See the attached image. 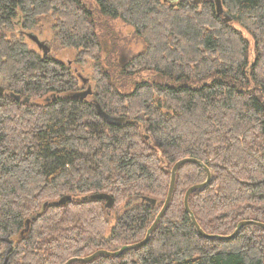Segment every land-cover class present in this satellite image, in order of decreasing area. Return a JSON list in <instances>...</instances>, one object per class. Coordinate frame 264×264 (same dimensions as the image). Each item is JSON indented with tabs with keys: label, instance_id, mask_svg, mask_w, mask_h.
<instances>
[{
	"label": "trees",
	"instance_id": "1",
	"mask_svg": "<svg viewBox=\"0 0 264 264\" xmlns=\"http://www.w3.org/2000/svg\"><path fill=\"white\" fill-rule=\"evenodd\" d=\"M94 1L0 0V264L10 248L8 264H65L142 241L185 158L211 171L189 197L206 233L264 223V0H219L222 14L217 0ZM49 15L77 63L95 62L86 99L76 97L80 81L89 84L78 69L14 34L20 27L27 37ZM104 17L132 26L144 43L119 71L150 73L131 91L101 65ZM206 180L202 166L181 165L146 245L72 264H264L262 227L227 241L199 234L184 197ZM99 193L114 199L111 211L86 199Z\"/></svg>",
	"mask_w": 264,
	"mask_h": 264
},
{
	"label": "rangeland",
	"instance_id": "2",
	"mask_svg": "<svg viewBox=\"0 0 264 264\" xmlns=\"http://www.w3.org/2000/svg\"><path fill=\"white\" fill-rule=\"evenodd\" d=\"M85 1L89 3L92 8H96V3L94 0ZM103 20H105V23H102V25L104 26L98 27L100 41L104 48L101 55V65L106 71L112 74H116L115 80L117 81L118 85H123L125 81L129 80L130 85H127L124 88L121 87V90L131 91L134 88L132 85H134L135 80L141 81L142 79H146L150 76V73L143 72L136 76L125 77L121 76L119 71L122 70V67L127 63V61H129L131 56L143 50L144 43L135 34L134 28L130 25L125 24L122 20H114L110 18L105 19V17L103 18ZM53 23L54 20L52 16L49 15L41 17L38 26L33 28L32 30H28V32H34L40 37L41 40L47 42V44L51 47V52L49 54L50 57H54L58 60L66 62L72 67L73 70L78 69L83 78L90 80V82L88 81L89 84L87 86H84L80 81L79 85L82 92L91 89L92 92L95 93L96 81L94 80L93 76V68L95 62L89 60L85 65H82L80 63L78 64L76 52L74 50H69L62 47L59 37L57 36V33L53 28ZM20 30L22 29L20 27H17L14 34L19 38H23L30 49L43 55V52L40 51L32 41H30L27 37H23V35L21 37V33L19 32ZM244 34L248 36L246 33ZM1 84L3 85L4 83L1 82ZM92 99L93 96H90L88 98V100ZM7 252L8 251L6 250L5 254H7Z\"/></svg>",
	"mask_w": 264,
	"mask_h": 264
},
{
	"label": "water",
	"instance_id": "3",
	"mask_svg": "<svg viewBox=\"0 0 264 264\" xmlns=\"http://www.w3.org/2000/svg\"><path fill=\"white\" fill-rule=\"evenodd\" d=\"M217 10H218V13L219 14H222L223 13V8H222V5L220 3L219 0H217ZM231 19L229 17H226L225 18V23H228ZM30 38L32 41H34L35 43H37L39 45L40 48L44 49V52L45 54H48L49 51H50V48H48L44 42H42L36 35H30ZM80 77L82 78L83 82L84 83H88V79H85L82 77V75L80 74ZM5 92V88L0 86V95H3ZM92 94V90L91 89H88L86 91H83L81 93H78L76 94V97H80L82 99H86L87 96L91 95ZM15 98L17 100H20L21 99V96L19 95H16ZM99 110L101 111V109L99 108ZM102 115L108 119L110 122H113V123H121V122H124V118H121V119H117V118H114V117H111L109 115H107L106 113L102 112ZM185 163H195V164H198L200 166H202L203 168H205L206 172H207V180L204 182V183H201V184H197V185H193L191 186L187 191H186V194H185V197H184V205H185V209L187 211V213L191 216V219L193 221V224L195 225V227L197 228L199 234L206 238V239H210V240H221V241H227V240H231L233 238L236 237V235L239 233V231L247 226V225H256V226H259V227H262L264 228V223H261V222H257V221H254V220H246V221H241L236 230L233 232V234L231 235H228V236H222V235H210L208 233H206L201 227L200 225L198 224L192 210L190 209V206H189V197L190 195L198 190V189H201V188H204L206 187L207 185H209L210 181H211V171L209 168H207L205 166L204 163H202L201 161H199L198 159H195V158H185V159H182V160H179L177 163H175V165L173 166L172 168V171H171V182H170V188H169V191H168V195H167V198H166V201L164 202L163 204V207L161 209V211L159 212V214L157 215L154 223L152 224V226L149 228L147 234H146V237L138 242V243H134V244H131V245H125L123 247H121L120 249H116L114 251H109V250H99V251H96L95 253H93L92 255L90 256H87V257H83V258H72L70 260H68L65 264H72L74 262H89V261H92L94 260L95 258H97L98 256H101V255H106V256H111V257H119L121 255H123L126 251H129V250H132V249H137V248H140L144 245H146L150 239V236L151 234L153 233V231L155 230V228L157 227V225L159 224V222L161 221L162 217L164 216V214L167 212L168 208H169V205L171 203V200H172V196H173V192H174V188H175V183H176V176H177V171L179 169V167ZM87 198H90V199H96V200H105L106 201V204H105V207L111 211L113 206H114V199L108 195V194H105V193H99V194H94V195H91L89 197H86ZM68 200H71V197H67V198H62L58 204H65ZM144 200H147L149 202H151L153 205H156V200L154 199H151V198H148V197H145ZM6 242L10 243V241L8 239H5ZM13 249H9L7 254H6V257H5V260H4V264H8V261L10 259V257L12 256L13 254Z\"/></svg>",
	"mask_w": 264,
	"mask_h": 264
},
{
	"label": "flooded vegetation",
	"instance_id": "4",
	"mask_svg": "<svg viewBox=\"0 0 264 264\" xmlns=\"http://www.w3.org/2000/svg\"><path fill=\"white\" fill-rule=\"evenodd\" d=\"M26 36H27V38L30 40V41H32L31 40V38H30V35H36L39 39H40V37L37 35V34H35L34 32H23ZM41 40V39H40ZM42 42H44L45 43V45L48 47V48H50V51H49V53L48 54H50V52H51V47L47 44V42L46 41H44V40H41ZM37 47H38V49L40 50V51H42L43 52V54H45V52H44V49H42V48H40L39 47V45L37 44V43H35L34 41H32ZM47 55V54H46ZM79 77H80V74H79ZM80 79H82L81 77H80ZM88 85V84H87Z\"/></svg>",
	"mask_w": 264,
	"mask_h": 264
},
{
	"label": "bare ground",
	"instance_id": "5",
	"mask_svg": "<svg viewBox=\"0 0 264 264\" xmlns=\"http://www.w3.org/2000/svg\"><path fill=\"white\" fill-rule=\"evenodd\" d=\"M140 242V241H139Z\"/></svg>",
	"mask_w": 264,
	"mask_h": 264
}]
</instances>
